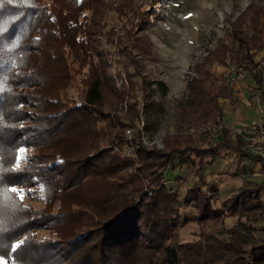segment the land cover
Masks as SVG:
<instances>
[{
  "label": "trees",
  "instance_id": "trees-1",
  "mask_svg": "<svg viewBox=\"0 0 264 264\" xmlns=\"http://www.w3.org/2000/svg\"><path fill=\"white\" fill-rule=\"evenodd\" d=\"M52 1V7L48 8L41 0H0V256L8 264H264V233L262 237H256L242 222L225 233L228 237L210 233L200 242H173L179 221L178 209L182 206L195 204L197 216L203 222L222 217L224 210L239 215L247 212L254 221H264V204L258 199L264 188L261 185L255 189L240 188L221 206H216L218 193L213 188L216 193L210 195L212 185L204 174V159L220 156V150L225 148L261 162L263 168L264 160L242 152L241 139L233 143L225 127L221 139L214 143L206 141V145L184 133L186 128L220 120L225 116L224 102H235L227 84L228 77L225 72L217 77L213 65L243 67L245 74H252L257 95L264 103V61H256L258 53L264 50V1L250 2L231 22V28L218 40L217 47L209 50L195 65L196 76L188 81L186 95L176 102L174 126L177 133L167 137L162 148L145 147L140 132L134 138L143 170L157 171V180L161 183L164 172L175 164L196 167L199 178L184 191L183 198L167 183H162L154 195H148L140 177L126 173L131 161L122 152L125 139L122 133L113 132L120 116L113 118L102 108L108 88L102 65L97 74L93 69L83 101L69 107L63 104L62 109L57 110L61 103L57 89L70 78L64 49L70 48L76 53L77 48L82 51L88 45L93 48L95 28L99 26L107 4L104 0ZM86 3L91 5L85 8H94L93 16L90 23H78V9ZM151 6L137 12L133 0H125L116 7L118 16L126 18L130 25L119 39V50L127 52L128 56L131 40L135 39L133 47L139 48L140 37H135L133 30L136 20L143 28L157 14ZM130 12H133L132 17ZM50 15L53 16L51 20ZM47 32L52 38L45 37ZM79 32L84 34V40H79L80 45L76 35ZM37 33L39 38L35 37ZM107 60L102 59V64ZM135 63L131 62V65ZM135 85L133 83L129 94L127 92L130 103L125 113L132 121L139 118L140 112L145 117L150 116L154 99L159 94L166 96L168 92L163 80H143V97L139 102ZM112 89L118 99L126 94L124 90ZM25 104L33 106L35 111L20 107ZM55 119L62 121L54 124ZM101 121L109 130L98 126ZM21 122L31 123L24 125ZM64 123L72 124L77 128L74 132H78V142L70 152L73 156L68 158L72 161L68 168L73 174V186L89 188L90 201L81 205L77 214L83 218L82 226L86 229L63 241L60 250L54 242L35 241L39 246L31 250L40 252L41 257L38 259L30 254L25 262L20 250L28 248L31 242L24 240L15 249L13 243L28 234L32 227L57 224L58 220L49 215L31 217L17 193L12 191V187L26 181L30 173L29 168L14 167L15 145L25 136L36 138L42 146L43 138L58 136ZM211 132L208 130L199 137ZM56 153L62 156V153ZM53 170L57 171L49 169L50 172ZM37 172L35 169L34 173ZM61 250L68 253L63 262H59V256H63ZM79 252L83 253L78 255Z\"/></svg>",
  "mask_w": 264,
  "mask_h": 264
},
{
  "label": "rangeland",
  "instance_id": "rangeland-1",
  "mask_svg": "<svg viewBox=\"0 0 264 264\" xmlns=\"http://www.w3.org/2000/svg\"><path fill=\"white\" fill-rule=\"evenodd\" d=\"M104 1L107 8L103 12L99 26L95 28L93 48L86 45L84 51L77 48L76 53L71 52L70 48L64 49V59L67 65L64 63L63 65H66L67 69L70 70V78L65 79L57 89L61 103L56 108L60 110L63 104L69 107L82 102L86 84L92 77L93 69L96 74L102 70L107 74L105 83L108 87L102 108L105 113L113 118L120 116V119L116 121L113 132L122 133L123 139H125L122 152L131 161V166L126 169V173L138 175L148 195H154L161 189L162 183H167L171 189L179 191L183 198L184 191L199 178L196 167L175 164V166L164 172L161 183V180L160 182L157 180L159 177L157 171L151 173L143 170V164L136 152L134 138L140 132L141 141L145 147L148 149L162 148L165 139L177 133L174 126L177 112L176 102L186 95L188 81L191 77L196 76L195 65L203 60L209 50L217 47L218 40L225 36L227 29L231 28V22L237 19L250 2L259 3L261 0H133L135 11H143L149 8V5H152V9L157 14L150 18L147 21L148 24L143 28L138 25L137 20L134 23L135 37H140V40L138 42L139 48L133 47L135 39L130 42L132 46H129L131 47L129 56L132 57H129L127 52L119 50L121 47L119 39L126 34V28L130 25L126 18L118 16L116 7L125 0ZM41 2L48 8L53 5L52 0H41ZM89 5L91 4L86 3L83 7H80L81 9H78V23H90L94 8H85ZM132 16L133 12H130V17ZM52 17L50 15L49 19L51 20ZM85 18H88V20H85ZM137 25L138 28L136 29ZM35 35L36 38H39L37 36L39 33ZM76 35L77 44L80 45V42L84 40V34L79 32ZM46 36L52 38L50 32H47ZM262 52L264 50H261L258 55ZM103 53H105L104 57L108 60L102 64V59H105ZM133 61L137 63L131 65ZM48 67L50 68V66ZM227 68L228 66L224 65H213L212 70L219 77ZM157 79L166 83L168 87L167 95L159 94L154 99L155 102L150 116L145 117L140 112L138 119H135V121L129 120L125 113L130 103L127 92L129 94V91H131V85L136 84L134 91L138 96V101L141 102L143 97L141 82ZM235 80L236 77L230 78L229 84L231 85L228 84L230 89H232L231 86ZM112 88L117 91L124 90L126 94L121 95L122 98L118 99L113 94ZM227 103L228 101H225L223 104L225 113H228L229 109L226 110L225 105ZM20 107L35 111V108L29 104ZM138 107L141 108V105ZM251 113L252 117H259L255 109H252ZM227 117H229L228 114ZM263 119L264 116L260 120ZM251 120L246 119L247 124L251 123ZM59 121L62 120L55 119L54 124ZM220 121L229 132L233 143H237V140L241 139L239 144L241 151L250 153L243 138H241L240 129L242 125L238 128L234 121L224 117ZM30 123L21 122L24 125ZM204 124L201 123L198 127L186 128L184 133L198 139V143L202 144H205L206 141L214 143L222 138L224 127L217 131L210 130L212 132L205 135L206 140H204L205 137H199L206 132H201ZM105 125L104 121L98 123L101 129L102 127L108 129ZM143 125L144 128H142ZM128 126H133L136 129L131 140L128 139L125 132ZM59 129L58 136H53L51 139L44 137L42 146L36 138L28 139L25 136L22 140H19L18 145H15L17 155L14 167L19 169L29 168L30 173L26 181L15 185L12 189H17L16 193L19 201L28 210L31 217L49 215L58 220L57 224L32 227L28 234H24L13 243V249H15L22 245L24 240L31 242L28 248L20 250V256L25 262L29 260L30 254L35 255L38 259L41 257L40 252L31 250V248L39 246V244H35V241L54 242L56 249L60 250L64 244L63 241L75 237L81 230L86 229L82 226L84 225L83 218L77 214L81 209V205L90 201L89 188L85 185L82 188L73 186V174H71V169L68 168L72 163L68 158L73 156L70 152L78 142V132H74L77 128L72 124L67 125L64 123L61 124ZM33 134L31 135L34 136ZM104 143L106 142L101 144ZM129 148L134 149L133 156H127L126 151ZM56 152L62 153V156L59 157ZM219 154L220 156L204 159V174L206 180L212 185L210 195L216 193L213 188L218 193L216 206H221L223 201L234 195L240 188L255 189L258 185L264 187V168L259 161L240 156L236 152H230L225 148H222ZM61 157H63L62 160ZM61 161L64 162L63 165L59 164ZM50 168H55L57 171L53 170V174H51ZM31 169L34 172L35 169H38V172L35 174ZM21 195L24 197L22 200ZM258 199L264 204V188L260 191ZM224 211L222 217L203 222L197 216L198 212L195 204L189 207H180L178 209L179 221L173 235V242H200L206 236L205 234L210 233L228 237L225 233L239 222L249 227L256 237L263 236V220L254 221L251 218L252 216H248L247 212L239 215ZM56 249L54 251H57ZM61 252L63 256H59V262L60 260L63 262V257H68V253L62 250ZM82 253L79 252L78 255ZM0 262L8 264L2 256H0Z\"/></svg>",
  "mask_w": 264,
  "mask_h": 264
},
{
  "label": "crops",
  "instance_id": "crops-1",
  "mask_svg": "<svg viewBox=\"0 0 264 264\" xmlns=\"http://www.w3.org/2000/svg\"><path fill=\"white\" fill-rule=\"evenodd\" d=\"M261 59L264 61V52L256 57V61ZM228 70L229 68L223 71L225 72V76L228 77L227 84H229L230 78H234V74H228ZM231 87L235 102L228 101L225 105L227 107L226 110L229 109L227 111L228 113H225L224 118L234 121L238 128L244 123L247 124L246 119H252V122L259 121L264 116V103L257 95L255 90L256 84L252 74L246 72L245 77L240 80L236 79ZM252 109L256 110L259 116L258 118L252 117ZM227 114L229 117H227Z\"/></svg>",
  "mask_w": 264,
  "mask_h": 264
},
{
  "label": "built area",
  "instance_id": "built-area-1",
  "mask_svg": "<svg viewBox=\"0 0 264 264\" xmlns=\"http://www.w3.org/2000/svg\"><path fill=\"white\" fill-rule=\"evenodd\" d=\"M228 68V72L233 73L236 79L240 80L245 77V70L243 69V67H238L230 64ZM223 127L224 126L222 122L218 119L214 122L205 123L201 128V132H205L207 130L217 131L222 129ZM142 128H144V125ZM135 130L136 129L133 126H128L125 129L126 135L129 140H131L134 136ZM240 134L248 151L264 160V119L260 121H254L249 124H242ZM126 154L127 156H133L134 149L129 148L126 151Z\"/></svg>",
  "mask_w": 264,
  "mask_h": 264
},
{
  "label": "snow or ice",
  "instance_id": "snow-or-ice-1",
  "mask_svg": "<svg viewBox=\"0 0 264 264\" xmlns=\"http://www.w3.org/2000/svg\"><path fill=\"white\" fill-rule=\"evenodd\" d=\"M21 151H23V150H21ZM12 191H13V192H16V191H17V189L13 188V189H12ZM20 198H21V200H22V199L24 198V197H23V195H21V197H20ZM0 264H2V262H0Z\"/></svg>",
  "mask_w": 264,
  "mask_h": 264
}]
</instances>
